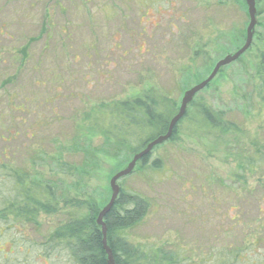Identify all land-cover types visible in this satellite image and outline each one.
<instances>
[{"label": "rangeland", "instance_id": "obj_1", "mask_svg": "<svg viewBox=\"0 0 264 264\" xmlns=\"http://www.w3.org/2000/svg\"><path fill=\"white\" fill-rule=\"evenodd\" d=\"M219 1L0 0V135L20 132L17 139L12 134L8 144L0 140V155L4 151L20 168L30 160L34 145H44L42 150L49 153L51 140L60 132L69 133L70 122L82 112L100 102L124 100L147 85L179 103L185 92L180 94L185 68L200 72L203 58L214 65L225 56L220 55L221 48L231 47L224 35L234 28L245 31L248 26L247 8L232 2L219 6ZM257 1L263 8L264 0ZM256 22L254 34L264 39V13L256 16ZM219 33L223 37L218 42ZM22 49L28 50L26 61ZM195 51H203L205 56H192ZM238 69L232 66L225 72L217 93L209 90L201 97L229 110L233 90L244 85ZM183 81L190 79L184 76ZM250 154L248 149L246 155ZM206 157L204 150L184 136L177 144L152 153L151 160H162L161 172L124 178L121 186L125 191L150 202L142 224L130 233L132 240L166 246L176 242L203 245L213 234L223 239V233L231 229L229 219L235 212L231 210L236 208L245 217L241 224L248 221L239 226L253 223L256 204H243L237 191L230 190L241 188L228 180L229 173L237 170L233 158L213 150ZM108 169L104 167L105 176ZM258 176H245L256 201L261 199ZM105 184L109 186L107 180ZM75 215L63 211L41 217L36 235L32 229L24 235L17 228L5 230L2 239L7 243L0 238V264H8L4 260L8 252L13 253L8 256L13 262L42 264L36 254L40 239ZM11 242L28 244L30 250L27 254L23 247L13 250Z\"/></svg>", "mask_w": 264, "mask_h": 264}, {"label": "trees", "instance_id": "obj_2", "mask_svg": "<svg viewBox=\"0 0 264 264\" xmlns=\"http://www.w3.org/2000/svg\"><path fill=\"white\" fill-rule=\"evenodd\" d=\"M221 2L223 5L232 2L246 8L242 0H220L219 6ZM259 4L260 1L256 0L257 16L264 13V7ZM245 31L234 28L230 34H225L224 38L231 47L221 48L220 55L226 56L241 48L245 42ZM222 37L219 33L218 42ZM27 51L21 50L24 61L28 58ZM192 56L204 57L205 53L195 51ZM203 60L200 72L192 73L185 68L181 73L180 94L210 74L215 64L206 58ZM232 66L239 67L237 75L242 77L240 83L248 90L242 87L238 88L241 91L234 89L233 104L229 110H225L213 101L208 103L201 94L209 90L217 93L219 81L224 80L225 72ZM184 76H188L190 81H183ZM180 101L174 102L162 91L147 85L124 100L100 102L82 112L70 122L69 133L60 132L58 138L51 140L49 153L42 150L44 145H34L35 150L28 157L30 160L23 162L20 168L15 167L13 159L3 151L0 162L3 159L6 163H0V194L3 195V199H0V224L4 228L3 231L0 229V238L5 230L15 228L23 235L32 229L36 235L41 217L69 211L76 215L69 216L37 244L36 254L42 264L51 260H59L61 264H107L102 231L96 223L99 212L110 198L105 180L109 182L147 143L166 133ZM249 125H255V128L249 129ZM263 131L264 39L254 34L251 47L236 62L220 69L214 80L195 96L184 117L175 126L172 137L139 160L131 173L161 172L162 160H151L152 153L164 145L177 144L185 136L204 150L206 158L211 156L212 150L218 155L222 153L227 158H233L237 170L229 173L228 180L234 185L240 184L241 188L230 190L237 191V198L240 197L243 204L248 201L256 204L253 223L239 226L245 217L236 208L231 210L235 211L229 219L231 229L223 233V239L213 234L203 245L195 242L165 243L166 246L149 242L142 244L132 240L130 233L142 224L150 209V202L144 196L125 191L121 186L122 179L118 182L120 192L115 204L103 220L106 243L114 263L264 264V209H261V206L264 208ZM12 134H16L17 139L20 132L6 131L4 136L0 135L3 139L0 140L8 144ZM31 135L36 138V134ZM38 138L42 139L40 134ZM25 139L28 140V135H25ZM242 139L250 140L249 144ZM247 148L251 151L249 156L246 155ZM104 167H109L106 176ZM257 175L256 184L261 189V199L256 201V194L252 188H248L245 176L250 179ZM207 179L213 181L210 177ZM2 240L7 243L6 239ZM10 244L13 250L25 248L26 254L30 250L28 244ZM10 255L13 253L4 255L8 264H29L26 260L13 262L8 258Z\"/></svg>", "mask_w": 264, "mask_h": 264}, {"label": "water", "instance_id": "obj_3", "mask_svg": "<svg viewBox=\"0 0 264 264\" xmlns=\"http://www.w3.org/2000/svg\"><path fill=\"white\" fill-rule=\"evenodd\" d=\"M247 8V16H248V26L245 31V42L241 48H239L235 53L228 54L224 56L222 59L217 61L210 72V74L201 82L198 84H195L194 86L190 87L188 90H186L183 93V96L180 101V106L178 108L177 113L174 115V117L170 120L168 124L167 131L164 135L158 136L157 138L153 139L149 143L145 145V147L139 151L137 154H135L131 161L126 165L124 169L121 171L117 172L114 174L110 180H109V190H110V198L108 203L103 207V209L99 212L96 223L98 226H100L101 231H102V244L104 251L106 253L107 257V264H115L112 253L110 249L107 246L106 243V227L104 224V217L109 213L113 205L115 204V201L119 195L120 192V187L118 185V182L129 175L133 172L137 162L141 160L142 158L148 156L152 150L167 142L173 135L174 128L178 124V122L184 117L188 105L193 101L195 96L202 92L216 77L220 69L227 67L234 62H236L252 45V40H253V34L254 30L256 27V16H257V11H256V2L255 0H242Z\"/></svg>", "mask_w": 264, "mask_h": 264}]
</instances>
